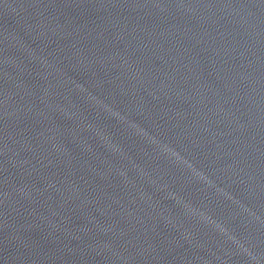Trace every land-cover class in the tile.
<instances>
[{
	"label": "water",
	"instance_id": "1",
	"mask_svg": "<svg viewBox=\"0 0 264 264\" xmlns=\"http://www.w3.org/2000/svg\"><path fill=\"white\" fill-rule=\"evenodd\" d=\"M0 264H264V0H0Z\"/></svg>",
	"mask_w": 264,
	"mask_h": 264
}]
</instances>
